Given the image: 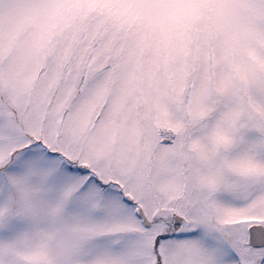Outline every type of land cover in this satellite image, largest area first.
<instances>
[{
    "label": "snow or ice",
    "instance_id": "6c2138e0",
    "mask_svg": "<svg viewBox=\"0 0 264 264\" xmlns=\"http://www.w3.org/2000/svg\"><path fill=\"white\" fill-rule=\"evenodd\" d=\"M0 264H264V0H0Z\"/></svg>",
    "mask_w": 264,
    "mask_h": 264
}]
</instances>
